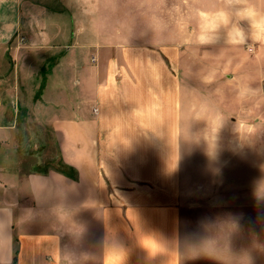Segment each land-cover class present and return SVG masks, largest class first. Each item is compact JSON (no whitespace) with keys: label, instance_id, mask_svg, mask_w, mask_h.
Wrapping results in <instances>:
<instances>
[{"label":"crops","instance_id":"0c3cea01","mask_svg":"<svg viewBox=\"0 0 264 264\" xmlns=\"http://www.w3.org/2000/svg\"><path fill=\"white\" fill-rule=\"evenodd\" d=\"M121 13L115 0H0V264H194L185 139H242L246 111L258 127L264 42L239 17L243 44L209 29V44L120 40ZM35 121L52 137L24 139Z\"/></svg>","mask_w":264,"mask_h":264},{"label":"rangeland","instance_id":"374dc122","mask_svg":"<svg viewBox=\"0 0 264 264\" xmlns=\"http://www.w3.org/2000/svg\"><path fill=\"white\" fill-rule=\"evenodd\" d=\"M248 3L258 11L264 9V0ZM241 6L227 0H115L116 9L131 13L115 17L116 22L127 23L123 29L116 27L115 35L120 40L178 38L187 43L220 10L231 13L229 23L209 30L231 31ZM195 66L202 70L201 63ZM188 70L194 67L184 66L183 71ZM243 114L242 139H234L230 127H222L219 134L185 139L184 151L192 159L184 167L181 191L184 263L236 264L245 262L252 250H258L259 260L264 258V117H259L258 127H250V112ZM34 123L23 131L24 139L38 142L41 136L52 137V129ZM28 150L26 144L19 148L24 154Z\"/></svg>","mask_w":264,"mask_h":264},{"label":"clouds","instance_id":"9594fccd","mask_svg":"<svg viewBox=\"0 0 264 264\" xmlns=\"http://www.w3.org/2000/svg\"><path fill=\"white\" fill-rule=\"evenodd\" d=\"M228 4H242L243 7L235 11V15L240 19L248 20L252 29L251 38L256 42H264V13L259 12L254 6L248 3V0H227ZM231 13L224 10L218 11L212 22L202 25L201 35L198 37L200 44H209L213 42L214 37L206 34L207 29H215L218 24L227 25L229 23ZM229 42L233 44H243L247 37L245 33L238 27L233 26L228 33Z\"/></svg>","mask_w":264,"mask_h":264},{"label":"built area","instance_id":"2783aa9c","mask_svg":"<svg viewBox=\"0 0 264 264\" xmlns=\"http://www.w3.org/2000/svg\"><path fill=\"white\" fill-rule=\"evenodd\" d=\"M21 42L25 43V38L24 37L21 38Z\"/></svg>","mask_w":264,"mask_h":264}]
</instances>
